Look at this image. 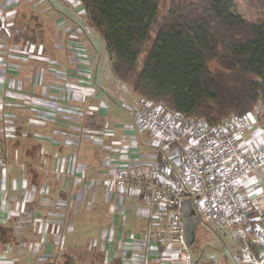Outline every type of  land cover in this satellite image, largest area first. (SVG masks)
Masks as SVG:
<instances>
[{
    "label": "crops",
    "instance_id": "crops-1",
    "mask_svg": "<svg viewBox=\"0 0 264 264\" xmlns=\"http://www.w3.org/2000/svg\"><path fill=\"white\" fill-rule=\"evenodd\" d=\"M57 2L68 7L66 15ZM74 11L88 20L78 0H0V99L14 107L5 110L0 100V123L19 126L10 139L0 127V264H45L63 254L79 264H140L145 203L97 179L106 178L110 164L140 170L162 155L145 140L137 145L138 96L114 75L110 58L104 61L109 53L96 30L104 52L89 39L92 85H75L83 71L71 52L79 46L74 40L85 44L91 33ZM165 164L179 172L177 163ZM89 215L93 223L83 228ZM150 264H192V257L184 263L156 240Z\"/></svg>",
    "mask_w": 264,
    "mask_h": 264
},
{
    "label": "trees",
    "instance_id": "trees-1",
    "mask_svg": "<svg viewBox=\"0 0 264 264\" xmlns=\"http://www.w3.org/2000/svg\"><path fill=\"white\" fill-rule=\"evenodd\" d=\"M78 1L105 43L112 72L139 99L212 125L264 101V24L243 19L234 0L171 4L136 74L160 0ZM211 61L218 69L209 70ZM157 162L163 164V156ZM45 264L79 263L63 254Z\"/></svg>",
    "mask_w": 264,
    "mask_h": 264
},
{
    "label": "built area",
    "instance_id": "built-area-1",
    "mask_svg": "<svg viewBox=\"0 0 264 264\" xmlns=\"http://www.w3.org/2000/svg\"><path fill=\"white\" fill-rule=\"evenodd\" d=\"M78 47L82 73L89 77L88 68L83 67L89 66L88 58ZM18 54L26 56L27 52ZM133 116L141 132H148L155 144H162L164 151L173 149V153L168 160L163 156V164L142 162L140 170L110 164L106 178L97 180L104 179L145 203L147 224L137 243L140 264H150L156 240L166 243L168 254L184 263L191 260L183 227L184 198L192 201L199 220L198 213L204 214L232 232L241 264H264V188L256 176L264 167V125L250 113L212 125L202 118H186L150 99L135 100ZM4 134L13 136L9 131ZM168 161L180 166L178 173L166 166ZM3 163L0 155V166Z\"/></svg>",
    "mask_w": 264,
    "mask_h": 264
},
{
    "label": "rangeland",
    "instance_id": "rangeland-1",
    "mask_svg": "<svg viewBox=\"0 0 264 264\" xmlns=\"http://www.w3.org/2000/svg\"><path fill=\"white\" fill-rule=\"evenodd\" d=\"M53 2H55V1H53ZM191 2L192 3L196 2V0H160L159 8H158L155 20L152 23L151 29L149 30L148 37L145 40V42L142 46V49H141V53L139 54V57L136 61V64L134 67V73L135 74L138 73L139 70L141 69V67L144 63V60L148 54V51L150 50V47L153 43L156 32L159 29L162 21L164 20V17L166 15L167 10L170 7V5L173 3H191ZM55 7H56V9H58V11H60V14H62V15L67 14L66 9L68 7L63 2H59V3L57 2V4H55ZM234 9H235V12L237 14H239L243 19L247 20L248 22L264 24V1L263 0H234ZM72 14L74 16L77 15L78 17H80L82 15L81 16L82 20L79 21V23H80L79 27L83 31H85L86 33H89V32L91 33V35H87L86 37L84 36V38H83V40L86 39L85 40L86 42L85 41L84 42H85L87 48L85 47V44H83V42L81 41V38H79V37L77 38V40H74V41H77L75 43H78V45L89 56V54H88V50H89L88 41H89V39H92V37L93 38L96 37L98 39L97 40L98 42H96L95 48L98 49V51L100 53L102 51L104 52V47H103L101 38L98 35V33L95 31V29H92L89 26L88 20L86 19L85 15H84L85 13L83 14L82 12H75L74 11ZM69 16H70V14H69ZM77 16H75V17L78 19ZM68 23L70 24L69 18H63L62 24L64 26H66V25H68ZM78 48H79L78 46H75V50L73 48V51H71V52L76 51V53H77ZM109 58H110V56L106 59L104 58V61L110 60V62H111V59H109ZM88 59H89V57H88ZM208 66H209L208 68L210 71H214V70L218 69V65L215 61L209 62ZM83 67L88 68V72H90L89 77L84 78V74L82 72L79 73L77 70V73L79 74V75H76L75 85L77 87L91 86L92 85V82H91L92 81L91 60L89 59V66H83ZM80 69H82V68H80ZM80 79H82V80H80ZM0 100L2 102V105H5V110H7L6 108L14 109V107L11 106L8 101H4L3 99H0ZM22 105H25V104H22ZM16 107L21 108L18 105ZM35 107H33V108H35ZM250 114H252L253 117L255 116V118H257L258 123L260 125H264V101L258 102L253 107V109L250 111ZM82 115H83V112H82ZM15 124H16V120L14 122V121H10V119H8L4 123L1 120L0 127H4V129H6L5 131H7V132L9 131V132L13 133L14 129L19 127V126H15ZM135 124H136V121H135ZM1 132H4V131H1ZM91 132H95V131H89V133H91ZM4 133L2 134V136L4 138H8V139L11 138L10 136L6 137ZM92 135L95 136L96 134L92 133L89 136L90 139H91ZM135 137H136V143L138 146H139V143H141V141H143V143H145V141H146L145 144H146V146H148V148L151 151H152V149H155V153L154 152L153 153L156 156L157 155L158 156H160V155L166 156V158L168 160L169 156L173 153V149L172 150L167 149L164 151L163 150L164 147L162 144H159V143L155 144L154 140L151 138V136L149 135L148 132L138 131V133L136 134ZM95 140H97V139H95ZM8 141L9 140H7L6 142H8ZM160 148H162V149H160ZM15 158H17V157H15ZM173 158L176 161V155H173ZM171 163H172V161H171ZM262 170H264V167L258 171L259 174H258V172L256 173V176L259 175L260 183H261L262 187L264 188V174L262 173ZM198 214H199V218H200V223H201L200 228L201 229H196L194 243L192 244V246L188 247V250H189L190 255L192 257V264H194L195 262H196L195 264H207V262L210 260L215 261L218 264H221V263H223V264H241L238 261V259L236 258V252H237L238 246L234 240L232 232L228 229L220 228L216 222L207 218L204 214H201V213H198ZM90 215L88 216L87 220L82 221L81 225L83 228L90 227L89 223H93V221H90V220H92V219H90Z\"/></svg>",
    "mask_w": 264,
    "mask_h": 264
},
{
    "label": "water",
    "instance_id": "water-1",
    "mask_svg": "<svg viewBox=\"0 0 264 264\" xmlns=\"http://www.w3.org/2000/svg\"><path fill=\"white\" fill-rule=\"evenodd\" d=\"M182 195L184 193L182 192ZM183 227L185 232V240L188 247L192 246L195 240V223L198 222V216L194 209L193 203L189 198H184L181 203Z\"/></svg>",
    "mask_w": 264,
    "mask_h": 264
}]
</instances>
